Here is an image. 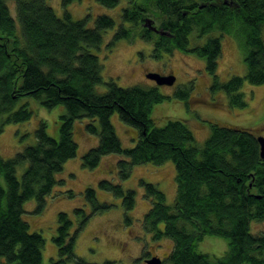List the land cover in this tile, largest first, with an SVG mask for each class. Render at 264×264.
Here are the masks:
<instances>
[{
  "label": "trees",
  "instance_id": "1",
  "mask_svg": "<svg viewBox=\"0 0 264 264\" xmlns=\"http://www.w3.org/2000/svg\"><path fill=\"white\" fill-rule=\"evenodd\" d=\"M7 1L0 0V134L5 125L30 121L34 111L25 101L31 99L46 109L63 105L65 113L60 117L58 138H51L41 121L33 131V144L10 159L0 155V264H42L44 239L39 232L29 231L24 204L35 200V211L41 212L55 187L64 184L56 174L77 154L74 125L83 119L88 121L84 130L97 141L81 156L82 168L94 170L106 156H119L109 169L128 180L140 164L160 166L169 161L174 165L176 197L171 205L155 184L139 182L143 196L152 201L142 218V230L154 240L165 237L173 242L161 264H264V233L251 229L253 223H264V159L258 136L246 128L206 121L209 135L199 147L186 120H169L157 127L153 107L171 97L185 101L188 107L190 87H179L165 96L156 87L124 89L109 80L104 94L96 93V86L103 84V68L92 49L99 51L103 34L115 26L113 18L100 15L89 27L91 16L75 20L65 9L75 0L62 1V17L47 0H11L15 1L17 26L7 12ZM95 1L110 9L119 2ZM126 1L122 24L106 48L142 30L140 38L152 43L154 59L176 50L200 57L213 77L209 88L222 91L231 108L246 105L241 92L244 82L264 84V0ZM145 19L163 34L144 26ZM226 35L238 44L246 72L221 82L216 65ZM190 37L198 43L191 46ZM8 40L13 43L10 51ZM115 112L135 134V146L124 149L121 145L110 121ZM98 186L121 199L124 220L130 226L128 213L136 202L135 191L109 180L99 181ZM86 190L91 214L74 209L82 220L73 233L68 214L57 215L52 242L58 258L49 264H82L74 252L77 232L96 211L108 209L96 200L94 189ZM67 195L74 196L71 190ZM206 235L225 239L227 250L218 256L200 252L198 243ZM148 256L144 253L143 260Z\"/></svg>",
  "mask_w": 264,
  "mask_h": 264
},
{
  "label": "rangeland",
  "instance_id": "2",
  "mask_svg": "<svg viewBox=\"0 0 264 264\" xmlns=\"http://www.w3.org/2000/svg\"><path fill=\"white\" fill-rule=\"evenodd\" d=\"M62 1L47 0L49 6L59 17L64 15ZM7 6V12L19 26L16 21L15 1L8 0ZM127 6L126 0H119L118 4L111 9L98 5L95 0H75L65 8L67 11L69 10L72 19L75 20L91 16L89 27L94 25L96 17L100 15H107L115 21L113 29L103 34L104 42L99 51L92 49L103 68V84L96 86V93L104 94L107 89L106 83L109 80L124 89L135 85L143 88L156 87L165 96L171 95L179 87L186 86V89L190 87L187 99L188 107H186L185 101H178L172 97L153 107L152 117L155 119L157 127L164 126L169 120H186L199 147H202L204 140L209 135L204 123L206 121L246 128L254 135L264 137V84L250 86L244 82L241 92L244 93L246 105L243 109L231 108L228 106V98L222 91L213 92L209 88L213 77L207 74L204 60L200 57L176 50L170 54H161L159 58L154 59L152 43L140 38L142 30L133 33L128 40L123 39L117 42L111 49L106 48L105 45L110 42L113 33L122 24L121 11ZM191 38V46L198 43V41H191ZM203 42L201 41V43ZM7 44L10 51L13 45L12 40H8ZM221 45V54L216 65V76L219 81L225 82L231 76L242 77L246 72V65H244L235 39L226 35L222 37ZM149 72L172 74L176 79L175 84L173 86H158L154 81L143 76ZM25 102H28L29 107H32L34 115L30 121L20 122V124L11 123L3 127L4 130L0 134V155L3 159H10L14 154L21 152L24 147L33 144L35 141L33 131L37 129L41 121L46 123L47 134L51 138H58L60 117L65 113V107L62 105L46 109L33 99ZM110 121L123 148L135 146L132 142L135 134L132 129L122 124L119 114L115 112ZM86 122L88 121L83 119L75 123L76 133L74 131L73 137L78 146L77 154L74 159H70L64 164L63 171L56 174V178L63 180L64 184L55 187L53 194L47 197V204L41 212L35 211L37 203L35 200H29L24 204L23 218L29 224V231L39 232L44 239L42 264H49L52 259L57 260L58 258L56 246L52 242L58 226L57 215L60 212L68 214L69 219L73 222L70 233H73L78 229L82 220V216L76 214L74 209H83L86 216L91 214V205L86 200L87 188L94 189L96 200L101 204L105 203L108 209L96 211L77 232L74 252L78 258L82 259V264H106L105 262L147 264L143 260L146 252L149 254L145 258L146 260L157 256L161 261H164L171 252L173 242L165 237L154 240L142 230L144 220L142 218L150 209L152 201L143 196L144 189L139 182L144 180L145 183L155 184L163 191L166 204L171 205L176 197L174 165L169 161L160 166L140 164L132 169L128 180L120 179L115 170L109 169V166L114 164V157L119 156H106L94 170L82 168L81 156L96 144L95 136L89 135L84 130ZM98 124V120H96L95 125L99 126ZM77 125L79 126L77 127ZM24 168L25 166H22L18 169L19 176L22 175ZM101 180H109L114 184L119 183L124 190L135 191L136 202L128 213L132 220L130 226H127L124 220L125 211L121 199L100 189L98 184ZM69 190L73 192V197L67 195ZM251 225L255 234L264 233V223ZM159 228L162 229L161 224ZM226 246L225 239L206 235L203 241L198 243L197 248L202 253H208L209 256H218L227 250Z\"/></svg>",
  "mask_w": 264,
  "mask_h": 264
},
{
  "label": "water",
  "instance_id": "3",
  "mask_svg": "<svg viewBox=\"0 0 264 264\" xmlns=\"http://www.w3.org/2000/svg\"><path fill=\"white\" fill-rule=\"evenodd\" d=\"M144 26L149 27L153 32H157L158 34H163V32L159 29H157L156 27H153L151 25V21L149 19H145ZM145 78L154 81V83L158 86H173L175 84V77L172 74H169L167 76H164L162 74H160L159 72H149L147 74H145ZM258 142H259V146H260V156L262 159H264V137L262 136H258L257 137ZM147 264H161L162 261L160 260V258H158L157 256H154L150 259H147L145 261Z\"/></svg>",
  "mask_w": 264,
  "mask_h": 264
},
{
  "label": "flooded vegetation",
  "instance_id": "4",
  "mask_svg": "<svg viewBox=\"0 0 264 264\" xmlns=\"http://www.w3.org/2000/svg\"><path fill=\"white\" fill-rule=\"evenodd\" d=\"M146 74V73H145ZM145 74L143 75L144 77H145ZM160 74H162V75H168V74H164V73H162V72H160ZM148 259V258H147ZM146 261V259H144V262ZM146 263V262H145Z\"/></svg>",
  "mask_w": 264,
  "mask_h": 264
},
{
  "label": "bare ground",
  "instance_id": "5",
  "mask_svg": "<svg viewBox=\"0 0 264 264\" xmlns=\"http://www.w3.org/2000/svg\"><path fill=\"white\" fill-rule=\"evenodd\" d=\"M143 18V17H142Z\"/></svg>",
  "mask_w": 264,
  "mask_h": 264
},
{
  "label": "crops",
  "instance_id": "6",
  "mask_svg": "<svg viewBox=\"0 0 264 264\" xmlns=\"http://www.w3.org/2000/svg\"><path fill=\"white\" fill-rule=\"evenodd\" d=\"M97 141V140H96Z\"/></svg>",
  "mask_w": 264,
  "mask_h": 264
}]
</instances>
